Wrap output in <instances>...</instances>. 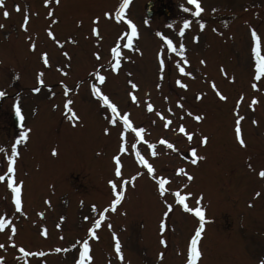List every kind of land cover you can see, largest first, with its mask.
Returning <instances> with one entry per match:
<instances>
[{
	"label": "rangeland",
	"instance_id": "1",
	"mask_svg": "<svg viewBox=\"0 0 264 264\" xmlns=\"http://www.w3.org/2000/svg\"><path fill=\"white\" fill-rule=\"evenodd\" d=\"M121 1L59 0L57 4L50 0L46 7L44 0H4L9 15L5 18L4 9H0V91L5 92L0 97V147L5 153L0 156L11 155L10 145L21 130L27 139L18 144L14 158V180L22 182L25 215L15 212L11 191L6 181L0 182V215L16 228L15 234L9 225L0 231L2 264H24L25 260L27 264H74L79 246H70L82 239L89 240V264H186L187 245L199 221L176 203L171 193L177 191L182 196L191 193L185 201L191 208H195L198 197H203L201 206L207 222L197 243L201 253L197 264H260L264 260V177L258 173L264 170V77L252 79L255 61L251 31L260 38L264 55V0H199L203 11L198 17L182 11L180 6L186 0H163L171 5L169 15L161 16L157 11L151 17L144 14V0H130L125 16L137 28L132 46L139 51L121 48L120 67L113 73L107 67L115 62L110 49L118 38L124 42L128 30L114 16ZM25 9L29 14L26 32L20 27ZM49 10L54 13L51 18L47 16ZM105 12H111L112 17L105 18ZM96 17L99 34L93 36L92 20ZM184 19L190 23L181 36L178 33ZM197 21L204 23L203 30ZM48 28L53 38L46 33ZM157 32L171 39L177 51L183 43L187 65L176 53L167 52ZM31 43H35V50H29ZM157 52L165 61L163 80L159 78ZM41 53H47V67ZM94 53H99V60ZM176 64L191 76L181 75ZM97 67L106 77L99 85L102 93L119 106L121 114H130L133 126H142L145 131L138 143L134 133H126V152L120 154L123 178L129 180L125 196L115 212L105 213L106 219L96 229L98 239H93L88 237L87 228L114 198L107 181L120 179L114 175L111 159L118 152V128L107 123L110 113L91 95L94 77L89 78V73ZM37 73H43V84L37 83ZM177 79L187 88H179ZM129 80L138 85L134 91L138 105L128 96L133 91ZM61 81L71 90L68 97ZM253 82L256 90L251 88ZM213 83L225 100L216 96ZM33 88L39 91L33 92ZM252 97L257 103L249 107ZM65 99L72 100L69 107L79 116L78 121L68 118ZM148 102L152 111L147 110ZM13 105L20 107L23 116L18 129L12 125ZM195 115L202 119L196 121ZM237 116L243 117L244 147L235 139ZM165 120L170 121L167 128ZM180 125L193 133L191 142L179 132ZM202 136L208 138L203 146L199 144ZM161 139L172 143L173 149L160 144ZM145 140L154 144V149L149 150ZM133 143L152 164L154 175L170 178L165 199L173 210L167 217L162 214L164 204L155 181L136 163ZM190 147L204 157L196 165L190 163ZM53 148L56 155H52ZM0 167L6 171V159L0 160ZM177 167L185 168L193 179L176 175ZM137 171L141 175L131 181ZM161 219L166 221L163 233L159 231ZM113 233L122 260L116 256ZM9 235H13L12 241ZM161 236L166 245L160 244ZM19 247L45 255L23 257ZM56 248L69 250L55 252Z\"/></svg>",
	"mask_w": 264,
	"mask_h": 264
},
{
	"label": "snow or ice",
	"instance_id": "2",
	"mask_svg": "<svg viewBox=\"0 0 264 264\" xmlns=\"http://www.w3.org/2000/svg\"><path fill=\"white\" fill-rule=\"evenodd\" d=\"M55 2L58 4L59 0H55ZM49 3H50V0H44V5L46 7L49 5ZM129 3H130V0H122V2L119 3L118 7L115 8V12H114L115 20L117 22L123 21V23L127 25V29H129L130 31H128L126 33L127 43H124L121 39L118 38L117 41L115 42L116 46H113L110 49L112 60H114L115 62L114 63L109 62L107 67L113 73H116L120 67L121 48H126V49H129L132 51H137V52L139 51V49H135L132 46L133 37H136L138 35L137 28H136L135 24L130 19H127L125 16V9L128 7ZM187 3L189 5H192L195 10L190 11L189 8L184 7L183 5H181L180 7H181L182 11L190 12V15L192 17H198L200 15V13L203 11L199 0H187ZM0 9H4L2 14L5 18H7L9 15V12L7 11V9L4 8V0H0ZM14 10L20 11L19 6H14ZM53 15H54L53 11L49 10L47 13V16L49 18H51V17H53ZM112 15L113 14L111 12H105L104 13L105 18H111ZM28 19H29V14H28L27 10L25 9L23 22L20 25L22 31H25V32L27 31ZM98 20H99L98 17H96L92 20L93 27L91 29V33L93 36H97L99 34L98 28L95 26L98 23ZM57 22L58 21H56V20L52 21V23H57ZM197 22L199 23L201 30H203V28L205 26L204 23L201 21H197ZM77 23L79 24L80 22L78 21ZM189 23H190V21L188 19L183 20V26L180 28L178 35L182 36L184 34V30L189 27ZM2 27H3V25H0V28H2ZM169 27H171V25H169ZM45 31H46L48 37H50V38L54 37V33L50 30V28L46 29ZM156 35L163 40L164 44L167 45V52L176 53L178 56H180L183 59V62L185 65L188 64V61L184 55L185 48H184L183 43L179 44V50L177 51V49L173 46V41L171 39L165 37L160 32H157ZM197 39H198L197 37H193L194 41ZM259 39L260 38L258 37L256 31L252 30L251 31V40H252L251 55H252L253 60L255 61L254 76L252 77L253 81H259V80H261L262 77H264V55H261V52H260ZM57 43L59 44V41H57ZM35 47H36L35 43L29 44V50H35ZM64 55L67 56L68 54L65 52ZM93 55L95 56V58L97 60L100 59L99 53H94ZM40 58L43 60L44 65L47 67L48 66L47 53H41ZM156 59L159 63V71H160V77L159 78L161 80H163L165 61L162 58V55L160 52H157ZM200 63L204 64L205 61L201 60ZM176 67H177V69L181 75L191 76V73L185 71V67H182L180 64H176ZM220 71L224 75H227V73L224 71V69L222 67H221ZM62 74L66 75L67 73L62 72ZM42 76H43V73H37L36 81L38 84L44 83ZM92 77H94V81L90 84L91 95L98 100L101 107H104L107 110V112L110 113V118L107 120V123L109 125H112V126L118 128V136H119L118 152L116 154H114L111 159L114 162V175L116 178H120V179H119V182L114 181L113 179H109L107 181V183L111 189V195L114 198L111 199L110 204L107 207H105L103 209V211L98 212V218L93 219V221L91 222V226L87 228L88 237H91L93 239H98V236L96 235V229H98L101 226V222L106 219V216H105L106 212H108V211L115 212L116 211L117 205H119L121 203V200L125 196L126 185L129 183L128 179L123 178L122 163H121V159H120V154L126 152V133H128L129 131L134 133L136 143H138L143 139L142 133H144L145 129L142 126H133V124L129 118L130 114L128 112H123L121 114L119 106L116 103H114L106 94L102 93L99 85L105 81L106 77L101 74L99 67L95 68L92 72L89 73V78H92ZM230 79H234V78H230ZM128 83H129L131 89L133 90V91L128 92V96L130 97V99L133 103L138 105L139 100L137 99L136 95H134V91L138 88V85L135 82H133L132 80H129ZM175 83L179 88H183V89L187 88V85L184 84L180 79H177L175 81ZM61 85L63 86L64 96L68 97L69 92L71 90L66 85H63L62 81H61ZM78 87H79V84H77V88ZM212 87H213V90L215 91L216 96L219 97L220 100L226 99V97L224 95H222L219 90H216V86L214 83H213ZM156 88L157 89L160 88L159 83L156 85ZM251 88L253 90H256L257 84L255 82H253L251 84ZM32 91L37 92V91H39V88H33ZM4 95H5V92L0 91V97H3ZM200 98L201 97L198 94L196 96V99L199 100ZM165 99H167V98H165ZM242 99H243V97L241 96L240 100H242ZM239 102L240 101L238 100L237 106L239 105ZM256 103H257L256 98L252 97L249 107H252ZM70 104H72V100L71 99H65L64 105H63L64 110L66 113L69 114L68 118L70 120H72L73 122L78 121L79 116L72 110V108L69 107ZM178 106L183 107V105L179 104V102H178ZM53 107H55V105H53ZM13 109L15 111V115H16L17 119L23 120V116L21 115L20 107L13 105ZM147 110L148 111L153 110L152 103H150V102L147 103ZM169 111H171V110L169 109ZM188 114L192 115L191 112H189ZM156 115L161 116V113L156 112ZM193 118L196 121H200L202 119V116L201 115H195ZM242 119H243V117L237 116L236 127H235V139L241 145V147H244L245 142L242 139L241 127H240V123H241ZM169 123H170V121L165 120L164 121V127L167 128ZM253 123L255 124L256 121H253ZM121 124H122V129L120 128ZM73 126H75V123L73 124ZM108 131H109L108 128L104 129L105 134H108ZM179 132L184 133L189 142L192 141L193 133L186 132L185 127L183 125L179 126ZM26 139H27V136H26L25 131L21 130L16 141L14 143H11V145H10L11 155L10 156H0V160H2V159L7 160L6 171H4L2 167H0V182L6 181V187L11 191V202L14 205L15 212L20 213L21 215H25V213L22 211V197H21L22 182L17 183L14 180V173H15L14 158L18 156V151H17L18 144H20L22 141H25ZM207 139L208 138L206 136H202L199 140V144L201 146L205 145L207 143ZM136 143L132 144V153L135 155L136 163L141 165L144 169H147V175L155 181L156 191H157L159 197L161 198V200L164 204L165 210L163 211L162 214L164 217H167L169 215V213L173 210V205L165 199V192H166L165 185L170 183V178L154 175L155 170H154L152 164H150L148 162V160H146L141 155V153L137 150ZM144 143L147 144V147L149 150H152L155 147L154 144L149 143L146 140L144 141ZM159 143L166 145V147L169 149H173V144L168 142L167 140L161 139L159 141ZM189 152L191 153L190 163L192 165H196L199 160L204 159L203 156L197 155V151L195 148L190 147ZM3 153H5V149L3 147H0V154H3ZM52 155H56V150L54 148L52 149ZM151 155L155 156L156 152L151 151ZM175 173L179 174V175L186 176L188 181H191L193 179V177L183 167H177L175 169ZM140 175H141V172L137 171L135 173V175H133L131 177V181H135V179L137 177H139ZM258 175L260 177H264V170H261L258 173ZM171 194L176 197V203L183 209V211L192 212L198 218L199 224L195 229V234L191 237V239L187 245V261H186V264H197V260L201 256V253L197 247V243H198V239L202 235V231H203L205 224L207 222L205 210L201 206V201H202L203 197L202 196L198 197L195 201V208H191L185 203L187 197L191 196V193H187L186 196L180 195V193L178 191L173 192ZM255 195L259 196L260 193L257 192V193H255ZM45 203H49V201H45ZM249 207H251V203H249ZM92 211L94 213L97 212L95 205L92 206ZM39 215H42V213H39ZM60 219L63 220L64 218L61 217ZM84 219L87 221L89 218L84 217ZM6 225H9L11 227V233L15 234V232H16L15 226L10 225V220L6 219L5 215H0V231L4 230ZM57 227L59 228L60 225L57 224ZM108 227H109V229H111V225H108ZM165 229H166V221L164 219H161L159 221L160 233H163L165 231ZM41 234L46 235V232L42 231ZM112 239L114 241H116V243H115L116 256H117V258L122 260L123 257H122L121 251H120V244H119V241H118L115 233L112 234ZM8 240L12 241L13 235H9ZM159 242L161 245H166V241L162 236H161V239ZM77 246H79V254H78V257L75 259L74 264H89V262L92 259L91 255L89 254L90 253L89 240L88 239H83L82 241L78 240L75 244L71 245L70 247L76 248ZM3 247H4V245L0 244V248H3ZM68 250L69 249H61V248L54 249L55 252H61V251L66 252ZM18 251L23 257L44 256L45 255L44 252L26 251L23 247H19ZM161 256H162V254H161ZM2 259L3 258H0V264H2ZM24 264H27V260H25ZM260 264H264V260H262L260 262Z\"/></svg>",
	"mask_w": 264,
	"mask_h": 264
}]
</instances>
